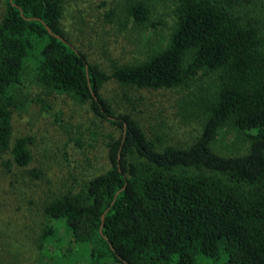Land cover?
Masks as SVG:
<instances>
[{
  "label": "trees",
  "instance_id": "obj_1",
  "mask_svg": "<svg viewBox=\"0 0 264 264\" xmlns=\"http://www.w3.org/2000/svg\"><path fill=\"white\" fill-rule=\"evenodd\" d=\"M150 1L128 0L137 24L148 19ZM172 5L166 44L106 72L65 37L62 0H5L0 150L7 163L19 167L32 160L33 136H17L10 144L14 89L29 59L35 81L49 93L88 102L120 128V136L108 143L109 169L50 204L55 207L50 217L62 221L88 264H264V0H172ZM199 71L211 77L212 89L201 101V133L188 147L148 138L128 114H115L100 93L109 79L138 88L181 87ZM224 125L255 129L246 153L224 156L213 150ZM58 234L47 227L40 235L39 264L47 256L73 260L71 246L69 255L50 256Z\"/></svg>",
  "mask_w": 264,
  "mask_h": 264
},
{
  "label": "rangeland",
  "instance_id": "obj_2",
  "mask_svg": "<svg viewBox=\"0 0 264 264\" xmlns=\"http://www.w3.org/2000/svg\"><path fill=\"white\" fill-rule=\"evenodd\" d=\"M127 2L62 0L60 25L65 37L88 62L106 72L113 64L141 61L162 47L174 22L172 0H151L150 15L142 24L129 15ZM4 13L5 0H0V21ZM211 89V77L199 71L176 88H138L109 79L100 93L115 114H128L148 138L159 136L162 145L188 147L201 133V101ZM14 92L10 144L20 135H31L34 142L32 160L24 168L7 163V153L0 150V264H39L38 239L47 227L59 231L50 256L66 254L70 246L75 255L71 261L68 256L63 260L47 256L42 258L45 264H88L62 221L50 217L55 212L50 204L109 169L108 143L120 136V128L98 116L88 102L49 93L35 81L29 59ZM255 133L224 125L212 148L224 156L244 154Z\"/></svg>",
  "mask_w": 264,
  "mask_h": 264
},
{
  "label": "water",
  "instance_id": "obj_3",
  "mask_svg": "<svg viewBox=\"0 0 264 264\" xmlns=\"http://www.w3.org/2000/svg\"><path fill=\"white\" fill-rule=\"evenodd\" d=\"M20 12L22 13L21 10H20ZM28 19H31V18H28ZM45 26H46V28H47V30H48L49 32H52V31L50 30V28H49L47 25H45ZM55 35H56L57 37L61 38L60 35H57V34H55ZM101 219H102V224H103L104 214H102ZM102 224H101V226H100V228H99L100 231H101V228H102Z\"/></svg>",
  "mask_w": 264,
  "mask_h": 264
}]
</instances>
